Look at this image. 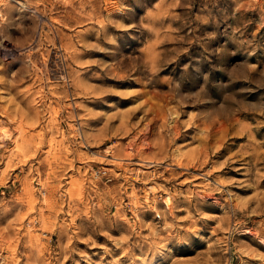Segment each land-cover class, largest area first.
<instances>
[{
	"label": "rangeland",
	"instance_id": "obj_1",
	"mask_svg": "<svg viewBox=\"0 0 264 264\" xmlns=\"http://www.w3.org/2000/svg\"><path fill=\"white\" fill-rule=\"evenodd\" d=\"M0 264H264V0H0Z\"/></svg>",
	"mask_w": 264,
	"mask_h": 264
}]
</instances>
